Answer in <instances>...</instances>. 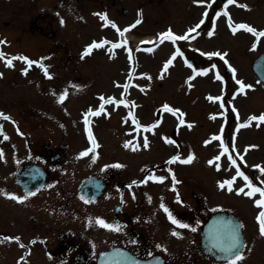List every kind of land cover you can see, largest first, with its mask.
Instances as JSON below:
<instances>
[{
  "label": "rangeland",
  "instance_id": "374dc122",
  "mask_svg": "<svg viewBox=\"0 0 264 264\" xmlns=\"http://www.w3.org/2000/svg\"><path fill=\"white\" fill-rule=\"evenodd\" d=\"M196 1V0H194ZM217 1L219 7H222V2L220 0ZM253 1V0H252ZM205 0H199L191 4V0H89L84 1L82 6L80 7V19H78V28L81 30L80 35V43H85L90 39H97L103 37L105 34L103 33L104 27H101L100 24V16L108 15L107 19L113 22H116L119 28L124 27L130 22H136L140 20L139 24H136L131 30L126 33V37L131 38L132 41H138V37L144 34H151V32L158 33L160 30L167 27V24L170 22H179L182 19V22H187L186 19L191 18V14L187 12L182 17L181 14H173L177 10L176 7H182L179 10H192L191 8H197L198 11H201V7H198L199 4L204 3ZM50 3V2H49ZM54 1L52 2V4ZM10 12L2 11L0 6V40L2 38L8 42V44L3 46V52L10 55L12 52H19L21 54L28 55L27 57L33 60H42L41 65H48V70L51 75L46 77L44 75V67L41 65L35 66L32 64L30 68L26 65V62L17 63L13 60V66H7L4 64L2 59H0V71L2 75L0 76V112L2 110H8L11 115L16 116L17 120L21 122L22 129L29 131L31 130L38 135V138H45L46 131L44 128V123H46V118L40 117L37 114L36 109L45 110V112L55 113L57 107L55 106H63L67 110V130L68 134L66 137H62L61 132L54 126L52 135V140L54 144H58L64 142L67 144L70 152L77 151L79 147H81L86 141L83 140L80 142V138L78 135L83 134L81 132V126L78 127L80 132L76 133L74 123L72 121H80L81 112L85 110L84 106H100L101 105V97L108 98L109 96H116L118 98L124 99L126 104L122 105H107L105 111L99 115L97 118V122L94 125L92 130V135L95 140V148L94 151H98L96 147H98V140L100 135L99 142L105 143L103 149H107L109 152H114L112 150L113 144H115V138L125 137L126 125L120 121L121 114H126L125 106H133L134 114L136 116H142V119H149L151 122L154 118L152 115L153 111L159 114L161 110H159V106L168 105V106H178L182 109L183 119L186 122V126L182 127L175 141L172 142L174 146V150H180V158L182 160L179 162V168L183 171V184L189 186L193 179V167L198 168L196 171L198 174L194 176V179H204L207 175L205 171L208 170V176L212 179V185L214 186L215 180H218L221 174L225 172H221L219 168H215L216 171L212 170L211 166H208L204 161V157L201 153L200 145H203L201 142L202 136H207L209 130H213L210 125H212V121L210 120L208 113L210 112L212 106H219L220 104H216L213 101H209L206 98L205 94V84L200 81L197 77L191 76V70L186 65L183 66L181 61H177V65L175 66V70H173V66L170 71L168 69L161 74L165 73L162 77H157L154 69L158 65V63L164 58V48L161 50L158 47L150 48L147 51H142L140 49H133L131 53L133 54V60L131 62L127 61L124 58V53L119 52L116 58L106 59L102 54H96L94 56H85V59L81 57V62L73 60L70 62L71 64L64 68L62 65L61 58L65 59L66 54L62 49V45L55 46L52 48V51H49L48 48L38 51L37 45H49L52 37H42L39 34L32 33L29 30L30 25H32V14L35 11V7L31 2H27V0L15 1L13 6H10ZM238 12V10H236ZM235 12V10H234ZM236 13V12H235ZM259 23L264 24V7H258V12H255L253 15V19L256 18ZM167 14V15H166ZM83 15V17H82ZM169 15L173 16L175 19L169 20ZM181 16V17H180ZM243 18V16H240ZM66 17H63V21ZM8 20V24H5ZM195 20V17L192 20ZM225 20L224 16L218 21V27L214 31L216 39L211 40L212 45L207 43L209 48L213 50L224 49L222 47H227L229 52L230 60L235 62L236 64H240L241 67L243 64H246L247 61L252 56L250 54V49L245 44L249 37L244 38L243 35H234L228 33L225 24L222 22ZM42 24H44V19L42 20ZM98 24V26H97ZM56 25V24H55ZM96 25V26H95ZM67 27H75L74 22L70 19H66V25L62 26V31L68 30ZM61 35H56L55 38L58 41H67V37L64 33H60ZM110 36V33L107 32ZM118 37H115L114 40H118ZM91 41V40H90ZM89 41V42H90ZM222 41H227L226 46L222 45ZM214 45V46H213ZM151 47V45L147 46ZM71 49H75V47H71ZM247 48V49H246ZM1 49V46H0ZM51 49V48H49ZM211 49V50H212ZM74 51V50H72ZM38 57V58H37ZM97 60V62H96ZM172 65V64H171ZM26 66V67H25ZM25 67V68H24ZM94 70L93 72H89L87 69ZM185 69V73L182 74V70ZM23 70L25 73H23ZM147 70L151 76L152 80L148 82V85H144L146 80L137 81L138 78H134V75L138 72H142ZM152 71V72H150ZM54 72H57V77H54ZM84 72L88 74L90 78L84 79ZM243 74H246L247 79L250 78L251 74L250 70L243 68ZM58 75H62L58 77ZM249 75V76H248ZM126 76V77H125ZM147 76V74H146ZM125 77V79H124ZM253 77V76H252ZM80 78V79H79ZM128 79V80H126ZM142 79V78H141ZM253 79V78H251ZM130 80H135L139 83L140 86H143V89L146 91L144 93H139V90H131L126 91L128 95L125 93V87L130 83ZM225 84H230V80L225 79ZM212 87H215L217 91L218 85L212 84L209 82ZM212 87L207 86V90L213 91ZM221 88V86H220ZM219 88V89H220ZM257 94H253V92L249 93V95L242 100H238L235 103L237 106L242 107V111L244 114L251 111V106H254L256 112L264 111V88H258ZM65 96L64 100L61 102L60 97ZM128 98V100L126 99ZM233 96L231 97V99ZM253 98V102L251 99ZM257 98V99H256ZM229 99V100H231ZM214 103V104H213ZM5 106V107H4ZM33 106V109L29 111ZM118 106V107H116ZM31 107V108H29ZM54 107V108H53ZM81 108V109H80ZM7 111V112H8ZM30 113L32 116H30ZM41 115V114H40ZM65 120V119H64ZM31 124H29V122ZM41 123V124H40ZM98 124V125H97ZM215 126V125H214ZM11 131L13 129L12 125H6ZM5 127V128H6ZM163 129V125L160 124L158 128L154 131L156 136L153 137V140L156 142L159 137H161L159 132ZM257 131L258 128H256ZM260 134L259 143L262 144L260 146V150L255 152L252 156H260L264 157V127ZM256 137V134L254 135ZM142 135H138L137 138H141ZM225 133L220 136V139H210L212 144L217 148H226L227 139L224 138ZM222 138V139H221ZM259 138V137H258ZM74 139V140H72ZM24 140V138L22 139ZM5 140L0 136V152H2L8 144L4 142ZM108 145V147H106ZM85 150L88 151L89 148L85 144ZM102 149V150H103ZM206 152L217 151L208 146V149H205ZM213 150V151H211ZM85 151V152H86ZM103 152H106L103 150ZM116 152H119L116 151ZM89 153V152H88ZM10 154L2 155L0 157V183L3 178L6 177L9 183H12L13 176L15 172V166L11 167L10 164L14 165L19 162L20 159L9 157ZM193 157L190 163H183L182 161L187 160L189 157ZM75 158L74 154H69L66 160V168L64 180L57 179V182H54L55 177L51 179L52 186L49 185L47 189V200L48 204L51 208L46 207L45 210H41L40 213H36L38 216L37 219L45 220V216L53 214L54 216L61 217L65 214L64 207L61 205L58 199L61 198V194L68 202L71 200L68 196V188H75L76 184H78V180L75 177H80L79 173H75L78 169L77 164L74 165V161L72 159ZM232 166L229 168V170ZM74 174V177H73ZM206 181L203 180V182ZM74 184V186H73ZM185 186V188H187ZM56 187L57 190H54ZM58 189L64 190V192H58ZM184 190V187H182ZM209 193V203L215 204L219 203L221 200L215 197V193L213 190H210ZM76 192V191H75ZM58 194L60 196H56ZM219 195V193H216ZM234 199L237 202V197L233 195L230 196V200ZM37 198L34 201H38ZM15 202V201H14ZM13 202V203H14ZM11 203V202H8ZM72 203V201H70ZM76 201L73 202V207L69 204L71 210L70 216H76L74 221L79 224L70 225L76 232H78L79 236L83 240L91 239L92 243L96 245H100L101 247H95L93 250V256L95 252L101 248H107L113 245V236L116 231V234L119 236L121 241L124 239V232L128 230V228L133 227L138 231L139 237L146 233L147 235L152 234L153 239L159 238L161 235L159 232L155 233V231L150 230L147 223L142 220H130L128 221V215L126 214L127 222H116L114 217H111V214L106 215L105 217L102 214H98V208H94V211L89 213V207L87 206L83 209V213L79 218L77 216L78 205ZM19 206L13 204L10 206L8 204L4 205V210L7 215L17 214L18 216L30 218L33 216L34 210L36 207L42 205V202H22L20 200ZM101 205V203H99ZM230 207L234 208L235 206L231 205ZM241 212L245 210L244 207H240ZM246 216V215H243ZM78 219V221H77ZM38 223H40V221ZM79 220L81 222H79ZM97 220H103L106 224L113 225V228H106L96 223ZM167 221V219H166ZM3 224V220L0 219V226ZM167 228L172 230V226L170 222L165 223ZM119 226L120 230H115L116 227ZM252 228V223H251ZM150 232H146V230ZM45 231V230H44ZM99 237L100 241H97ZM131 237H135L131 235ZM172 246L176 247L175 242L171 241ZM263 242L261 241V245ZM163 247L166 252H168L169 245L163 241ZM166 254V253H165ZM253 257V255H252ZM247 262L243 264H258L257 259H252L248 254L244 256V259ZM211 264H217L216 262H210ZM238 263V262H237ZM260 264H264V261H259Z\"/></svg>",
  "mask_w": 264,
  "mask_h": 264
},
{
  "label": "flooded vegetation",
  "instance_id": "af4514ba",
  "mask_svg": "<svg viewBox=\"0 0 264 264\" xmlns=\"http://www.w3.org/2000/svg\"><path fill=\"white\" fill-rule=\"evenodd\" d=\"M8 121L14 124L17 123L13 118H10ZM25 141L27 154H21L20 135L14 134L8 141L9 144L12 142L14 156H18L20 159L23 155L28 156L29 158H25L23 162L34 161V157H36L39 159L38 162L52 163L53 166L56 167L54 162L60 159V155L57 154V156H54L55 147L53 142L49 140V137L45 140L46 143L42 144L40 147L35 137L26 136ZM115 175V173H111L109 177L114 178ZM103 179L107 184L108 180L105 177H103ZM122 193L123 191H119L118 196H121ZM131 201V198L126 199V205ZM120 205L123 207L122 202H120ZM122 207L118 208L114 215L116 222H127L126 214L128 218L133 215L130 207L121 215ZM189 210H192V208L189 207ZM174 215H176L175 212ZM183 220L188 224L187 216ZM4 224H6L8 228L13 227L17 228V230H0V264H91L90 256L85 255L79 242L76 239L69 240L65 232H23L21 230L23 222L18 219L9 220ZM133 232V228L130 230L128 228L123 234L124 239L121 241L115 231L113 236L114 243L122 245L141 258H147L160 252L161 245L158 240L153 239L152 234L145 235L141 238L135 236L132 239L131 233ZM25 234H30L28 240H26ZM1 241L7 245L4 249H1ZM28 252L30 253L27 254ZM164 259L165 264H188L186 258L180 259L177 262H170L167 257H164Z\"/></svg>",
  "mask_w": 264,
  "mask_h": 264
},
{
  "label": "snow or ice",
  "instance_id": "6c2138e0",
  "mask_svg": "<svg viewBox=\"0 0 264 264\" xmlns=\"http://www.w3.org/2000/svg\"><path fill=\"white\" fill-rule=\"evenodd\" d=\"M227 3L228 4H233L235 3V0H227ZM225 15H227V13H224ZM205 15H207V13H205ZM219 15V14H218ZM102 19H107L106 16L102 17ZM141 21L140 20H137L136 23L139 24ZM61 23H63V21H61ZM201 23H203V20L201 21ZM113 27H115V25L113 24L112 25ZM132 27H135V25H133ZM200 25H196L194 28L190 29L189 32H195L197 28H199ZM230 27H232V30H233V33H235L237 30L239 29H244L250 33H252L254 36H257V37H264V31H257V29L251 27V26H248V25H231L230 24ZM124 31H128V29H125ZM122 34V33H121ZM210 36L213 34L212 32H209L208 33ZM162 39H170V40H185L188 38V35H184V36H176L174 35L171 30H169L168 32L166 33H162L160 34ZM126 43V42H125ZM122 45L121 44H113V48H118V47H121ZM98 47H103V43H100V44H97V43H93L92 45H90L88 47V49H86V51L84 52L83 55L87 56L91 53V50L93 48H98ZM255 47V45H254ZM179 54V52L177 53ZM210 55H217L219 56L220 53H212ZM226 55V54H225ZM4 58V54L3 53H0V59ZM15 59H24L27 64L29 65V67H31V65L35 62L33 61H30V60H27L26 57H16ZM175 59V56L172 57V59H170L167 64L165 65V70H167V66L170 65L172 63V60ZM221 59H223V56H221ZM6 64L7 66H12V60L11 59H8L6 61ZM41 67L43 68L44 66L41 65ZM189 67H191V65H189ZM215 67V66H213ZM44 71H45V74L47 75V68H44ZM233 73H235V69H232ZM200 74H206V72H203V73H200ZM219 78V77H218ZM237 84H239L240 86V92L243 93L245 91V88H251V85H245L242 81H237ZM65 96H61L60 97V101L62 102L64 100ZM209 99H212L211 97H209ZM101 100H104L103 97H101ZM108 103H112L114 102L113 100L109 99L108 101H106ZM120 103H124L123 100L120 101ZM164 111H167V112H173V114H175L176 112H179L178 109L176 110H173L172 108H170L168 105H164V108H163ZM90 114L92 115H100V112L97 111V112H94L92 113L91 110H89ZM131 115V114H130ZM181 115H183L181 113ZM0 117H2L3 119H10L9 117L7 116H4L2 113H0ZM250 120H259L261 122H264V114H262L261 116L259 117H256V116H252L250 117ZM133 122L135 123V119H133ZM85 123L87 124L88 123V120H87V115L85 117ZM180 123L183 124L184 121L181 119L180 120ZM156 125H153L152 127H155ZM247 125H241V127H245ZM148 130H151V129H148ZM88 132H89V137L90 139L92 140V143L93 145L95 146V140L94 138L91 137V130L90 128L88 129ZM5 139H7V137H5ZM214 139H220V137H214ZM172 141H169V143H171ZM126 147L128 146L127 144L125 145ZM144 146L147 147V139H145V143H144ZM94 149H89L88 151H93ZM88 151L84 152V153H81V155H87L88 154ZM225 151H227V149L225 148ZM0 157H2V152H0ZM193 159V157H189L187 160H184L182 161L183 163H190L191 160ZM217 160H219V157H216ZM211 163V161H210ZM233 164H235V161H233ZM117 167H119V165H117ZM264 171V170H262ZM237 175H240V176H243V173L241 172H237ZM151 178V177H150ZM235 178H233L234 180ZM244 179L247 181V177H244ZM135 183V182H134ZM228 185H229V190H231L230 188V185L233 183V181H227L226 182ZM225 185L224 184H221L220 187L223 188ZM248 187L251 188V191L250 192H247L245 193L246 195H254L255 193H260V196H261V199L260 200H257L256 201V204H257V207H260V208H264V189L262 188H258V187H254L250 184H248ZM244 190L243 189H240V192H243ZM35 193H29V195H34ZM239 194V193H238ZM13 199H17L16 197H11ZM161 207L164 209V211L168 214V218L171 220V222L173 224H177L178 227H181V228H187L189 227L188 225L186 224H180L176 219L175 217L171 214V212H169L168 208H166L163 204H161ZM257 220H258V223L260 225V234L262 236H264V211H261L257 217ZM96 223L100 224L101 226L103 227H106V228H113V225H110V224H106L103 220H97ZM115 230H120L119 229V226L116 227ZM196 229L193 228L192 231H195ZM173 235H178V233L176 232H173L172 233ZM226 241V242H225ZM212 248L218 250L220 253H222L223 255L221 256L222 259H224L227 264H237L238 261L244 259L243 255L240 254V251L243 247V244L241 243L240 239H239V234H238V231L236 228H233L231 229L224 237H214L213 238V242H212ZM159 247V246H158Z\"/></svg>",
  "mask_w": 264,
  "mask_h": 264
},
{
  "label": "water",
  "instance_id": "95a60500",
  "mask_svg": "<svg viewBox=\"0 0 264 264\" xmlns=\"http://www.w3.org/2000/svg\"><path fill=\"white\" fill-rule=\"evenodd\" d=\"M142 264H146V263H142Z\"/></svg>",
  "mask_w": 264,
  "mask_h": 264
}]
</instances>
